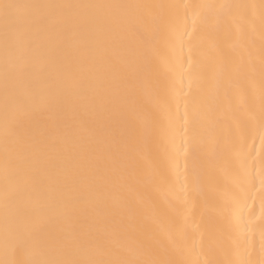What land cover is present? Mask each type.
Returning <instances> with one entry per match:
<instances>
[{
	"label": "bare ground",
	"instance_id": "6f19581e",
	"mask_svg": "<svg viewBox=\"0 0 264 264\" xmlns=\"http://www.w3.org/2000/svg\"><path fill=\"white\" fill-rule=\"evenodd\" d=\"M17 2L146 6L129 10L130 18L153 38L136 57L128 51L137 47L134 36L117 35L127 47L108 52L115 66L110 75L126 80L118 99L108 104L116 114L100 120L82 111L71 121L79 144L96 149L84 161L92 175L83 180L68 163L74 150L69 137L65 158L15 200L16 178L5 180L6 162L18 164V148L31 139L63 140L64 121L54 112L36 118L27 134L17 130L8 137L6 152V122L11 123L16 98L33 84L17 83L6 95L0 41V259L10 258L6 217L13 221L20 209L47 214L50 204L58 211L69 195L82 193L86 202L80 212L106 214L96 227L104 229L106 246L115 254L101 258L134 264H264V0ZM41 38L49 45L56 40L48 33ZM42 52L34 53L35 62ZM13 63L7 61L10 77ZM72 71L87 83L85 95L100 91L99 72L87 61L74 62ZM65 175L74 180L61 194L49 176ZM176 193L183 197L179 203Z\"/></svg>",
	"mask_w": 264,
	"mask_h": 264
},
{
	"label": "snow or ice",
	"instance_id": "6c2138e0",
	"mask_svg": "<svg viewBox=\"0 0 264 264\" xmlns=\"http://www.w3.org/2000/svg\"><path fill=\"white\" fill-rule=\"evenodd\" d=\"M140 7L146 6L119 3L33 4L0 0V41L6 56L5 93L7 95L17 83L31 81L33 84L31 90L16 98L11 123L6 122V152L10 135H15L17 130H24L27 134V125L48 113L54 112L64 121L65 132V138L59 142L54 136L31 139L18 148V164L6 162L5 180L16 178L11 199L22 197L34 189L42 177L48 176L58 166L57 162L65 158L69 137L74 150L67 156L68 163L83 180L92 175L91 167L86 168L84 161L87 154L96 149L79 144L72 136L71 121L78 119L82 111L93 113L100 120L106 115L116 114L108 104L118 99L126 80L110 75L115 66L108 52L117 46L127 47L116 39L123 31L134 36L137 47L128 49L131 55L140 57L143 49L150 47L152 35L136 26L130 18L129 10ZM45 33L55 35L53 44L49 45L41 38ZM188 35L191 38V34ZM77 37L78 47L74 46ZM40 49L43 52L37 63L33 57ZM8 60L14 62L11 77L7 70ZM85 61L99 72L96 79L100 91L93 95L84 94L87 83L72 71L74 62L78 65ZM187 168L185 164L186 172ZM49 180L56 186L53 190L62 194L63 187L72 183L74 177L65 175L60 179L49 176ZM174 198L178 203L183 199L180 193H176ZM8 199L6 192V204ZM85 202L84 194L75 193L67 197L63 208L58 211L50 204L47 214L20 209L13 221L9 222L6 217L5 250L10 258L0 259V264H134L123 259L101 258L115 254L106 246L104 229L96 227L99 221L106 220V214L96 217L80 212L79 206ZM176 231L182 237L179 226Z\"/></svg>",
	"mask_w": 264,
	"mask_h": 264
}]
</instances>
